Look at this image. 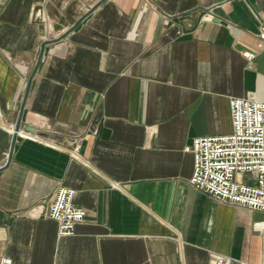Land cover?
<instances>
[{"label": "crops", "instance_id": "0c3cea01", "mask_svg": "<svg viewBox=\"0 0 264 264\" xmlns=\"http://www.w3.org/2000/svg\"><path fill=\"white\" fill-rule=\"evenodd\" d=\"M263 22L264 0H0V263L264 264V212L197 189L185 151L264 99Z\"/></svg>", "mask_w": 264, "mask_h": 264}, {"label": "built area", "instance_id": "2783aa9c", "mask_svg": "<svg viewBox=\"0 0 264 264\" xmlns=\"http://www.w3.org/2000/svg\"><path fill=\"white\" fill-rule=\"evenodd\" d=\"M259 37L264 40V22ZM249 60L256 54L245 51ZM233 130L228 134L195 137L185 151L193 154L192 184L219 201L264 212V99H230ZM26 136L35 138L31 133ZM76 190L60 186L48 209L60 236L75 234L86 211L75 203ZM264 228V221L256 223ZM0 264H14L5 258ZM214 264H251L217 255Z\"/></svg>", "mask_w": 264, "mask_h": 264}, {"label": "water", "instance_id": "95a60500", "mask_svg": "<svg viewBox=\"0 0 264 264\" xmlns=\"http://www.w3.org/2000/svg\"><path fill=\"white\" fill-rule=\"evenodd\" d=\"M215 17H214V15L213 14H211V13H206L205 15H204V19L205 20H213ZM29 131H35V129L34 128H31V127H29V129H28ZM16 138H17V135H14V142H13V146H14V144H15V140H16Z\"/></svg>", "mask_w": 264, "mask_h": 264}]
</instances>
